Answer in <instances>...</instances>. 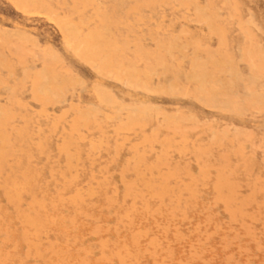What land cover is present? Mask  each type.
<instances>
[{"label":"rangeland","instance_id":"1","mask_svg":"<svg viewBox=\"0 0 264 264\" xmlns=\"http://www.w3.org/2000/svg\"><path fill=\"white\" fill-rule=\"evenodd\" d=\"M0 264H264V0H0Z\"/></svg>","mask_w":264,"mask_h":264},{"label":"bare ground","instance_id":"2","mask_svg":"<svg viewBox=\"0 0 264 264\" xmlns=\"http://www.w3.org/2000/svg\"><path fill=\"white\" fill-rule=\"evenodd\" d=\"M14 1H15V0H14ZM16 1H19V2H20L21 0H16ZM15 3H16V2H15ZM17 4H18V3H17ZM21 5H22V4L20 3V7H21ZM27 5H28V3H27ZM23 7H24V4H23ZM52 78H53V77H52ZM149 91H150V90H149ZM39 246H40V245H39Z\"/></svg>","mask_w":264,"mask_h":264}]
</instances>
